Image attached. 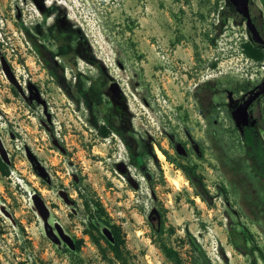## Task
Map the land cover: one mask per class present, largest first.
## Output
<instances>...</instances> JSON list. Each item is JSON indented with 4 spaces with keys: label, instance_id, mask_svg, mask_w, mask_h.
Wrapping results in <instances>:
<instances>
[{
    "label": "rangeland",
    "instance_id": "1",
    "mask_svg": "<svg viewBox=\"0 0 264 264\" xmlns=\"http://www.w3.org/2000/svg\"><path fill=\"white\" fill-rule=\"evenodd\" d=\"M227 3L0 0V150L10 166L9 176L0 172V264H120L85 233L80 191L122 227L127 264H172L161 240L188 259L184 227L212 264H250L234 232L241 249L264 253V183L227 108L229 91L239 97L263 79L264 62L241 51L244 19L217 27ZM253 13L264 24L259 0ZM102 104L122 134L100 136ZM255 115L264 140V99ZM179 164L196 167L213 206ZM67 238L82 240L80 249Z\"/></svg>",
    "mask_w": 264,
    "mask_h": 264
},
{
    "label": "trees",
    "instance_id": "2",
    "mask_svg": "<svg viewBox=\"0 0 264 264\" xmlns=\"http://www.w3.org/2000/svg\"><path fill=\"white\" fill-rule=\"evenodd\" d=\"M262 2H264V0H262ZM219 17V21L221 22L220 25H217V27L219 28H222V25L225 24L227 17H240L241 19H243V17L236 12L234 6L230 2L226 4L225 8H222L219 11ZM252 17L254 22L260 28H262L264 24L261 15L252 12ZM216 40L217 35L209 38V41L213 46H216ZM240 48L242 53L254 62H264V45L258 44L253 40L248 39L241 42ZM45 62L47 63L46 60ZM216 64V62H212L211 66L214 68ZM50 73L52 76L56 77L53 68H50ZM57 83L62 86L61 82L58 81ZM209 88L210 90H212L211 86ZM247 88L248 85H241L238 90ZM211 92L214 93L215 91ZM207 98L204 97L203 99H199L200 105L198 106L200 113L205 116V105L211 103V98H209V102L206 101ZM217 106V104L212 105V107ZM112 130L115 129L114 126L112 127L111 125H101L97 129L102 138L109 137ZM119 133L122 134L120 131ZM241 138L244 146L248 148L247 154L253 159L254 164L252 166V169L255 176L257 178H260V180L264 183V140L257 131V126L245 129L241 134ZM163 152L168 155L166 151L163 150ZM259 158L261 159L260 163L257 162V159ZM179 168L185 173L190 183L194 186L196 196L200 197L201 200L208 206H213L215 196L211 195L210 191L207 189L206 185L203 182V177L197 172L196 167L194 165L179 164ZM0 172L4 176H9L10 174V166L8 165L5 158H3L1 155ZM79 194L81 196L80 198L82 199L87 217V226L85 229V233L99 248L104 258H107L108 254L111 253L114 260L120 262V264H127L126 240L125 235L122 231V227L111 220L99 197L93 194L91 195L89 193H82L81 191ZM103 229H107L109 235L103 233ZM156 230L157 233L161 236V234H163L164 232L163 224L160 225ZM184 231L185 237L181 238V241L183 243H187V245L190 247V255L188 259H185L180 251L167 244L165 241H154L156 244H158V247L163 252L167 261L171 262L172 264H212L204 247L199 243L190 229L188 227H184ZM168 232L170 235L175 234V228L172 226L169 227ZM82 242V240H77L75 247L76 250L80 249ZM240 242V235L237 232H234L233 237L231 238V243L240 253L250 254V264H259V258H262V260L264 261V253L262 251L258 253L259 255L256 254V250H259L257 247L250 249L248 252L240 248Z\"/></svg>",
    "mask_w": 264,
    "mask_h": 264
},
{
    "label": "water",
    "instance_id": "3",
    "mask_svg": "<svg viewBox=\"0 0 264 264\" xmlns=\"http://www.w3.org/2000/svg\"><path fill=\"white\" fill-rule=\"evenodd\" d=\"M228 2H230L234 6L236 12L239 15H241L245 20V24L250 33L251 39L258 44L264 45V37L262 36L260 30L258 29L251 15L250 0H228ZM263 92H264V81L261 84L257 85L252 90H250L249 91L250 96L232 111L231 113L232 118L241 134L244 132V127L248 125V121L250 117V113H249L250 104ZM256 123H257V119H253L251 125L253 126ZM0 147H1V142H0ZM0 152L3 157L2 150H0ZM67 241L72 248H75V244L70 238H67Z\"/></svg>",
    "mask_w": 264,
    "mask_h": 264
},
{
    "label": "flooded vegetation",
    "instance_id": "4",
    "mask_svg": "<svg viewBox=\"0 0 264 264\" xmlns=\"http://www.w3.org/2000/svg\"><path fill=\"white\" fill-rule=\"evenodd\" d=\"M259 1L264 6V2H262V0H259ZM250 11H251V15H252V12H253V0H250ZM257 27L260 30L262 36L264 37V33H263L262 29L258 25H257ZM248 39H251L249 31H248ZM60 46H62V44ZM263 81H264V77H263V79H261V81L259 83L253 85L252 87L248 88L245 91H242L243 93L239 97H234V93L229 91L228 92L229 102L227 104V108L230 110V112L232 113V111L235 108H237L241 103H243L250 96L249 95V91L252 90L253 88H255L257 85L261 84ZM114 91H115V94H118L119 99H122L123 98L122 89L120 87H116L114 89ZM261 99H264V92L260 96H258L250 104V107H249L250 117H249L248 125H246L244 127V130L247 129V128H250V127H256L257 125L260 124V122H262V118L257 117L255 115L256 106L261 101ZM99 107L101 108L100 110L102 111L101 113H102V115H103L102 117L104 119L103 124L104 125H111L113 127L114 125L112 124L113 121H111L112 119H111V114H110L111 109L108 108V107H106V105H104V104H102ZM253 119H257V123L252 126L251 123H252V120ZM114 129H115V126H114ZM119 131H120V129L117 128L116 132L119 133ZM111 133H115L114 130H112ZM192 146H193V144H192ZM136 159H137V161L138 160H141L142 161V159L140 157H137ZM130 160H132V159L130 158L129 161ZM120 167L123 168L126 171L128 169V165H125V163L123 165L121 164ZM151 219L154 220V221H158V222L161 221V215H160V213L158 211L154 210L153 211V214L151 215Z\"/></svg>",
    "mask_w": 264,
    "mask_h": 264
},
{
    "label": "bare ground",
    "instance_id": "5",
    "mask_svg": "<svg viewBox=\"0 0 264 264\" xmlns=\"http://www.w3.org/2000/svg\"><path fill=\"white\" fill-rule=\"evenodd\" d=\"M157 151H158V154H159L160 157H164V154H163V152L161 150L158 149Z\"/></svg>",
    "mask_w": 264,
    "mask_h": 264
}]
</instances>
